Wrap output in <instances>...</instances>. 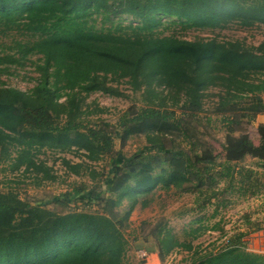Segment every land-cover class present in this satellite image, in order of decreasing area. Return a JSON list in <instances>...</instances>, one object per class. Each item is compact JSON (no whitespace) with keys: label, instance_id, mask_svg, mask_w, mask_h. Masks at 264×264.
<instances>
[{"label":"trees","instance_id":"1","mask_svg":"<svg viewBox=\"0 0 264 264\" xmlns=\"http://www.w3.org/2000/svg\"><path fill=\"white\" fill-rule=\"evenodd\" d=\"M256 25L264 27V0H0V163L11 162L12 171L23 167L38 182H53L52 169L36 159L40 149H75L88 162L112 154L113 132L90 126L84 107L95 93L122 96L114 87L120 82L144 90L148 100L123 116L119 140L143 135L152 145L116 163L103 178L104 191L77 188L79 201L98 204L93 212L71 210L68 192L61 196L66 203L58 197L50 202L61 203L59 212L0 190V264H125L128 214L140 199L145 208L154 190L202 196V188L221 181L229 187L234 180L241 189H254L252 195L264 188L254 174L250 184L251 171L239 169L250 157L264 170V125L257 126L258 145L245 133L234 136L242 120L264 115V44L188 40L170 32L173 26L186 32ZM28 65L37 74L35 85L28 91L7 87L2 77ZM210 90H218L216 114L224 116L227 129L225 158L215 174L209 172L216 157L198 152L182 128V117L202 112ZM170 137L190 148L173 149ZM62 164L69 174L89 172L94 179L84 162ZM215 197L212 192L200 209ZM124 201L127 212L121 210ZM206 230L199 226L187 236L197 239ZM241 237L196 264H264V255L247 252ZM155 238L161 260L175 248L192 249L164 225L157 226Z\"/></svg>","mask_w":264,"mask_h":264},{"label":"rangeland","instance_id":"2","mask_svg":"<svg viewBox=\"0 0 264 264\" xmlns=\"http://www.w3.org/2000/svg\"><path fill=\"white\" fill-rule=\"evenodd\" d=\"M170 32H176L188 40L215 37L222 41L239 40L254 47L264 44V27L260 25L247 29L230 26L224 30L200 31L193 29L186 32H181L179 27L173 26ZM36 76L34 67L28 65L17 70L14 76L2 77V80L7 87L28 91L35 85L33 79ZM114 87L122 93V96L114 97L95 93L85 100L86 106L84 107V110L90 113L86 117L90 126L97 125L99 128H105L108 132H113L112 154L97 162H88L83 157L82 151L77 153L75 149L60 151L43 148L37 152L36 159L52 169V173L56 176L55 181L38 182L35 180V175L24 174L23 167L20 170L12 171L11 162L7 161L0 163V190L13 191L26 202L47 204L48 209H56L59 212L63 211L61 203L54 205L50 202L58 197L61 202L66 203V199L61 196L68 192L70 193L68 206L71 210L93 212L99 209L96 202L89 205L86 200L79 201L81 195L77 193V188L84 187L88 191L100 186L98 191H104L106 187L102 183L103 178L110 175L116 163L121 159H135L141 152L148 151L152 147L143 135H132L125 141L119 140L118 125L123 116L127 112L130 114L145 106L148 97L144 90L133 91L129 85L123 82L114 85ZM217 93L218 90H210L206 93L202 112L194 117H182L184 121L182 128L189 130L193 142L196 144V150L198 152L209 150L217 159L216 165L209 174L219 172L220 168L216 166L222 163L225 158L223 145L227 129L223 121L224 116L216 114ZM176 112L179 114L178 110ZM262 124L264 125V115L256 117L250 123L244 119L235 127L234 136L245 133L254 145H258L260 137L257 133V126ZM105 125L107 126L105 127ZM168 144L175 150L183 147L190 148L188 143L186 144L176 137H170ZM118 154L120 155L117 158ZM62 159L68 160L72 164L82 162L88 164L89 171L94 172V179H91L90 175L88 176L89 172L78 176L67 173ZM255 162L250 157H246L242 165H239V169L242 170L241 167H244L251 171L252 174H246L251 185L257 177L261 181L259 183L264 186V171L258 170ZM258 172H261L262 175H259ZM38 176L40 178L42 175ZM235 182L234 180L233 184ZM198 183L194 178L193 184L197 185ZM233 184L228 187L225 182L221 181L214 184L209 190L204 187L202 196L193 190L183 192L174 188L168 191L156 189L147 196L149 204L145 208H141L142 199H140L129 212L126 228L123 230L124 237L128 242L125 264H196L198 258L209 253H217L230 240H235L239 236H242L240 241L245 245L247 252L264 255V236L259 235L264 232V188H260L256 195H252L251 191L254 189L249 190L248 187L241 189L239 185ZM212 192L216 193V197L205 209H200L202 202ZM127 203V201L123 202L121 209L123 212H127L129 209ZM65 211L68 210L65 209ZM159 225H164L165 229L170 230L171 234L181 242L190 243L192 249L188 251L175 248L161 260L158 252L159 246H157L155 238ZM199 226L207 228L205 232H200L202 233L200 237L192 239L194 235L187 236L190 230H195ZM142 253H146L147 257H141Z\"/></svg>","mask_w":264,"mask_h":264},{"label":"crops","instance_id":"3","mask_svg":"<svg viewBox=\"0 0 264 264\" xmlns=\"http://www.w3.org/2000/svg\"><path fill=\"white\" fill-rule=\"evenodd\" d=\"M253 160L256 161V162H255V166H256V168H257L258 170L264 171L263 169H260V168L257 166V165L259 164L258 160H255V159H253ZM256 174H257V173H256ZM258 174H259V175H262L261 172H258ZM259 235H260V236H262V235L264 236V232H263V234H259Z\"/></svg>","mask_w":264,"mask_h":264},{"label":"built area","instance_id":"4","mask_svg":"<svg viewBox=\"0 0 264 264\" xmlns=\"http://www.w3.org/2000/svg\"><path fill=\"white\" fill-rule=\"evenodd\" d=\"M141 257L146 258V257H147V256H146V253H142V254H141Z\"/></svg>","mask_w":264,"mask_h":264}]
</instances>
